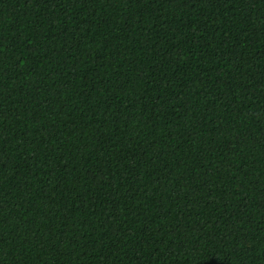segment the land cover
Instances as JSON below:
<instances>
[{"label":"trees","instance_id":"1","mask_svg":"<svg viewBox=\"0 0 264 264\" xmlns=\"http://www.w3.org/2000/svg\"><path fill=\"white\" fill-rule=\"evenodd\" d=\"M0 264H264V0H0Z\"/></svg>","mask_w":264,"mask_h":264}]
</instances>
